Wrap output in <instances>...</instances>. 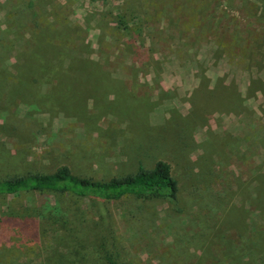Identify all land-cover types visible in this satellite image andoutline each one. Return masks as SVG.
<instances>
[{"label":"rangeland","instance_id":"obj_1","mask_svg":"<svg viewBox=\"0 0 264 264\" xmlns=\"http://www.w3.org/2000/svg\"><path fill=\"white\" fill-rule=\"evenodd\" d=\"M157 161L175 202L0 196V264H264V0H0V178Z\"/></svg>","mask_w":264,"mask_h":264},{"label":"trees","instance_id":"obj_2","mask_svg":"<svg viewBox=\"0 0 264 264\" xmlns=\"http://www.w3.org/2000/svg\"><path fill=\"white\" fill-rule=\"evenodd\" d=\"M40 71L41 74L45 73L42 69ZM254 179H256L254 202L260 208L261 205H264V178L259 179L256 176ZM45 191L54 195L69 194L78 198L92 197L106 201H116L131 195L141 199L175 202L178 184L172 176L171 166L165 161H157L154 167L149 170L139 165L135 173L114 177L104 182L78 177L67 166L59 167L52 174H28L0 178V196H12L21 193L41 194ZM256 234L261 237V232H256ZM255 248L264 249L263 236L255 244ZM116 257L111 253L107 255L106 264H120Z\"/></svg>","mask_w":264,"mask_h":264}]
</instances>
